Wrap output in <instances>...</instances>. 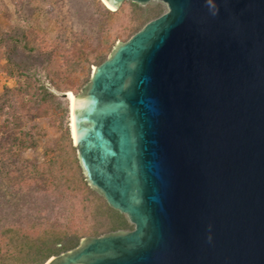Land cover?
Returning a JSON list of instances; mask_svg holds the SVG:
<instances>
[{"label": "water", "instance_id": "water-1", "mask_svg": "<svg viewBox=\"0 0 264 264\" xmlns=\"http://www.w3.org/2000/svg\"><path fill=\"white\" fill-rule=\"evenodd\" d=\"M162 1L73 101L85 178L135 226L44 264H264V0Z\"/></svg>", "mask_w": 264, "mask_h": 264}, {"label": "rangeland", "instance_id": "rangeland-1", "mask_svg": "<svg viewBox=\"0 0 264 264\" xmlns=\"http://www.w3.org/2000/svg\"><path fill=\"white\" fill-rule=\"evenodd\" d=\"M140 4L148 11L158 4L163 13L168 10L167 3L162 0ZM119 8L116 13H106L98 0H26L21 7L14 0H0V28L16 37L24 29L34 27L45 33L50 40L56 37L64 40L66 48H72L74 52L78 51L77 44L84 42L88 49L94 52L103 50L108 57L118 40H127L124 38L127 37V24L133 10L128 1ZM113 40L114 45H111ZM48 62L47 52L39 50L27 53L10 39H7L0 52V239L3 231L15 227L30 230L32 236L46 237L51 234L52 229L61 228L66 232L96 223L107 226L114 221V218L107 217L103 209L101 216V211H98L95 212L97 217H94L91 210L100 207L99 201L95 199L90 201L82 194L50 192L47 189V178L40 173H49L52 168L69 159L72 163L74 157H78L77 149L73 150L70 145L71 141L72 146L74 145L70 128V99L68 98V115L63 111L56 112L60 116L64 115L63 118L55 113L39 117L22 109L17 110L12 105L3 106L2 92L5 87L20 83L29 85V90L33 89V84H46L62 96L64 91L54 89L50 83L46 70ZM94 65L97 64H91L89 69L88 65L80 61L68 80L72 89L66 91L80 92L90 80L85 81L89 75L91 77ZM4 123H8L7 129L4 128ZM8 148L9 160L3 164L1 155ZM40 165L42 168L36 172L38 177L34 183L30 184V180L26 179L19 183L18 180L24 175H30V170ZM127 218L135 226L128 216ZM107 232L110 231L102 234ZM28 245L29 243L18 244V241L8 244L4 249L5 260L12 264H23L27 261L24 252L28 250Z\"/></svg>", "mask_w": 264, "mask_h": 264}, {"label": "trees", "instance_id": "trees-1", "mask_svg": "<svg viewBox=\"0 0 264 264\" xmlns=\"http://www.w3.org/2000/svg\"><path fill=\"white\" fill-rule=\"evenodd\" d=\"M25 1L26 0H14L19 7L23 6ZM125 1H128L133 13L127 24V37L124 39H128L130 35L142 28L148 20L163 13L159 4L148 11L147 8L142 6L139 2L133 0ZM98 3L106 13H116L120 9L113 10L106 6L101 0H98ZM7 39L16 42L17 45L27 53L39 50L47 52L49 55V62L46 67L47 74L51 85L58 91L72 89L68 80L70 79L75 66L78 65L80 61H82L83 64L88 65V68L90 69L91 64H100L107 58V53L103 52V50L94 52L92 49H88L84 42L77 44L78 51L74 52L72 51V48H66L64 40H61L58 37L50 40L46 37L45 33L40 32L34 27L24 29L16 37L7 30H2L0 28V52L4 48ZM114 41L115 40L111 42V45H114ZM88 79H90V75L85 81H88ZM28 87L29 85L24 86L21 83L15 86H6L2 92L4 100L3 106L8 107L12 105L17 110L22 109L25 112L39 117L55 113L59 118H63L64 115L60 116L59 114H56V112L62 111L65 115H68V98L60 96L46 84H33V86H31V89L33 88L32 90H29ZM27 95H29V97H27ZM3 126L5 129L9 127L8 123H4ZM67 134L71 141L68 126ZM70 145L73 150H76V147L74 145L72 146V141L70 142ZM9 150L10 149L8 148L1 155L3 164H6L9 160ZM41 168L42 165L36 166V168L30 170V175H24L21 180H18L19 183L25 179L26 181L30 180V184L34 183L35 179L38 177L36 172L41 171ZM40 173L47 178V189H49L50 192L68 195L82 194L90 201L95 199L96 201H99L98 203L100 207L99 209L94 208L91 210L94 217H97L95 212L98 211H101V216L103 209L107 217L114 218V221L107 226H102V224L96 223L86 228H79L66 232L61 228L58 230L52 229L51 234L46 237H39V235L32 236L29 233L30 230L20 227L9 228L1 233L0 264H12L5 260L4 249L8 244H13L15 241H18V244L29 243L28 250L24 252V257H27V261L23 264H44L52 255L59 254L77 246L81 238L85 235H100L106 231H116L119 229H130L134 227L128 222L125 213L112 207L103 195L88 184L78 157L75 156L72 163L69 159V161L67 160L64 164L52 168L49 173L44 174L42 171ZM37 232L39 231H35V233ZM30 243L33 244L30 245Z\"/></svg>", "mask_w": 264, "mask_h": 264}, {"label": "bare ground", "instance_id": "bare-ground-1", "mask_svg": "<svg viewBox=\"0 0 264 264\" xmlns=\"http://www.w3.org/2000/svg\"><path fill=\"white\" fill-rule=\"evenodd\" d=\"M105 1V0H104ZM105 3L108 5V3L105 1ZM109 6V5H108ZM112 8L111 6H109ZM69 93V99H70V109H71V130H72V136L73 139L75 140V132H74V116H73V101H74V93L71 91H68Z\"/></svg>", "mask_w": 264, "mask_h": 264}]
</instances>
